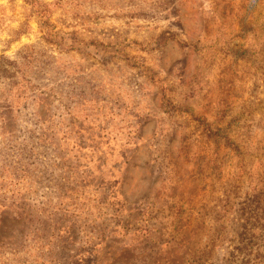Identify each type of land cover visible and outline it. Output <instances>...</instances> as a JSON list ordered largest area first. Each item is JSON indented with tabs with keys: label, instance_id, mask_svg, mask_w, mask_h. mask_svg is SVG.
<instances>
[{
	"label": "rangeland",
	"instance_id": "1",
	"mask_svg": "<svg viewBox=\"0 0 264 264\" xmlns=\"http://www.w3.org/2000/svg\"><path fill=\"white\" fill-rule=\"evenodd\" d=\"M0 264H264V0H0Z\"/></svg>",
	"mask_w": 264,
	"mask_h": 264
}]
</instances>
